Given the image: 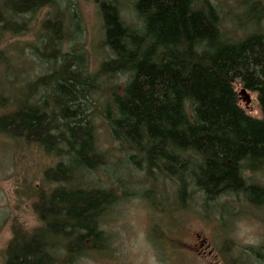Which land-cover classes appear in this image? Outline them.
Instances as JSON below:
<instances>
[{
	"label": "trees",
	"instance_id": "1",
	"mask_svg": "<svg viewBox=\"0 0 264 264\" xmlns=\"http://www.w3.org/2000/svg\"><path fill=\"white\" fill-rule=\"evenodd\" d=\"M87 1L107 54L95 72L74 0H0V136L51 162L32 194L38 226H11L3 264L109 251L102 221L119 194L98 186L109 166L98 119L133 172L175 189L178 210L196 196L264 209V187L249 180L264 168V6L250 4L247 23L235 18L247 32L232 35L211 0H128L136 27L125 0ZM28 35L26 57L1 48Z\"/></svg>",
	"mask_w": 264,
	"mask_h": 264
},
{
	"label": "rangeland",
	"instance_id": "2",
	"mask_svg": "<svg viewBox=\"0 0 264 264\" xmlns=\"http://www.w3.org/2000/svg\"><path fill=\"white\" fill-rule=\"evenodd\" d=\"M211 1L220 5L224 25L232 35L247 32L236 20L247 23L244 11L250 4L264 6V0ZM74 2L81 11L83 41L90 69L95 72L107 57L101 47L100 19L90 1ZM121 12L126 24L138 25L128 0ZM32 41L33 36L28 35L11 39L1 48L6 55L18 50L26 57L25 45ZM13 62L24 63L16 59ZM33 74L40 73L31 69L25 72L27 78ZM120 82H114L115 88ZM111 89L104 86L108 92ZM96 134L100 150L109 160L98 186L112 189L119 199L102 221V229L110 240L107 254L86 256L74 264H264V209H254L236 198L219 199L212 206H204L196 196L189 208L180 211L175 189L161 179L152 180L133 172L111 141L106 124L99 119ZM50 166V159L35 147L13 144L0 136V264L4 263V252L12 238L11 226L37 228L32 194L41 184L42 172ZM249 178L264 187V168L249 174Z\"/></svg>",
	"mask_w": 264,
	"mask_h": 264
}]
</instances>
